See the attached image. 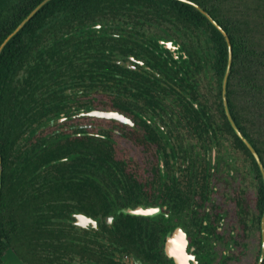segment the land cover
I'll use <instances>...</instances> for the list:
<instances>
[{
  "label": "flooded vegetation",
  "instance_id": "flooded-vegetation-1",
  "mask_svg": "<svg viewBox=\"0 0 264 264\" xmlns=\"http://www.w3.org/2000/svg\"><path fill=\"white\" fill-rule=\"evenodd\" d=\"M205 1H216L218 18L236 19L229 1ZM122 17L81 33L119 38L116 65L97 75L91 52L46 44L29 54L30 92L57 106L34 109L43 116L12 158L58 155L26 190L32 209L57 213L41 230V251L23 260L9 247L0 264H264L263 173L226 114L223 79L224 110L211 63L194 60L190 30Z\"/></svg>",
  "mask_w": 264,
  "mask_h": 264
},
{
  "label": "trees",
  "instance_id": "trees-1",
  "mask_svg": "<svg viewBox=\"0 0 264 264\" xmlns=\"http://www.w3.org/2000/svg\"><path fill=\"white\" fill-rule=\"evenodd\" d=\"M43 0H0V47L10 33ZM204 7L228 32L233 46V62L228 80V102L232 116L243 133L254 143L264 161V37H255L252 32L264 29V0H240L243 4V17L233 19L224 15L217 17L216 1L194 0ZM226 1V0H225ZM230 1V0H227ZM239 10V7H237ZM139 15L143 20L154 19L159 22L170 21L176 32L187 35L191 33V50L194 60L202 65L209 61L211 69L208 74L218 80L217 105L222 110L221 79H223L228 62V45L223 33L192 4L179 0H49L12 36L0 52V154L2 158V175L0 191V261L4 250L13 247L24 260L26 254L41 251L44 248L42 229L44 224L55 216L56 211L34 210L26 198L29 175L42 170L41 166L50 158L44 157L12 158L17 143L23 139L29 125L38 118L55 110L57 99L30 92L33 74L26 72L29 54L37 45L63 44L80 52H91L89 63L96 71L113 67V55L121 50L118 37L107 41L103 36L93 40L81 33L93 34L97 29L88 25L101 21H120L122 14ZM253 15L261 22L251 23L248 16ZM254 20V19H250ZM88 26V28H86ZM207 29L206 32L202 29ZM197 39L199 47H195ZM48 51L49 49L46 48ZM54 50V48H53ZM65 50V49H64ZM190 50V51H191ZM61 49L54 51L58 53ZM206 55V56H204ZM62 58V57H61ZM200 65V66H201ZM40 66V63H38ZM214 71V73H213ZM212 72L213 74H211ZM40 77V67L36 70ZM236 85V87H235ZM46 108L43 115L34 109ZM225 118V126L240 146L251 154L234 132ZM49 162V161H48ZM54 164V166H60ZM257 166V163H256ZM258 170V168H257ZM259 172V170H258ZM41 231V232H40ZM36 238V240H34ZM56 243H53L55 245ZM65 251L71 250L69 242L63 243Z\"/></svg>",
  "mask_w": 264,
  "mask_h": 264
},
{
  "label": "water",
  "instance_id": "water-1",
  "mask_svg": "<svg viewBox=\"0 0 264 264\" xmlns=\"http://www.w3.org/2000/svg\"><path fill=\"white\" fill-rule=\"evenodd\" d=\"M48 1L49 0H43L23 19V21L10 33V35L7 37V39L2 43V45L0 47V52H1L2 48L4 47V45L6 44V42L12 36H14L25 25V23L28 20H30L33 17V15ZM180 1H184V2L190 3L193 6H195L223 33V35L226 39V42L228 45V62H227L226 71H225V74L223 77V86H222V96H223L224 107L226 110V114H227L232 126L234 127L235 131L247 143V145L251 148L253 154L255 155V157H256V159H257V161L261 167V170L263 173V179H264V164L261 160V157L258 154L257 150L252 145V143L244 136V134L241 132V130L237 126V123L235 122V120L231 114L230 108H229L227 88H228V80H229V76H230V72H231V68H232V62H233V46H232L230 36H229L228 32L223 28V26L205 8H203L199 3H197L194 0H180ZM1 175H2V158H1V154H0V191H1V186H2Z\"/></svg>",
  "mask_w": 264,
  "mask_h": 264
},
{
  "label": "rangeland",
  "instance_id": "rangeland-1",
  "mask_svg": "<svg viewBox=\"0 0 264 264\" xmlns=\"http://www.w3.org/2000/svg\"><path fill=\"white\" fill-rule=\"evenodd\" d=\"M243 4H244V1H240V0H230L229 1V3L227 2L226 4H225V6L227 7V6H233V7H239V10L238 11H236V13H235V17H236V19H241V18H244L243 16V9H242V7H243ZM248 17H250V18H248V21L249 22H251V23H257V22H261V19L260 18H258V19H255L254 18V16L253 15H251V16H248ZM254 19V20H250V19ZM160 34L159 35H161V33H162V31L160 30V32H159ZM252 34L255 36V37H258V36H262V37H264V29L262 30H255V31H253L252 32ZM263 130H264V128H263Z\"/></svg>",
  "mask_w": 264,
  "mask_h": 264
}]
</instances>
